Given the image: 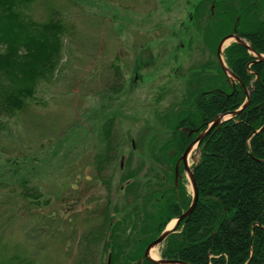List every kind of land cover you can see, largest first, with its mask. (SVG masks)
<instances>
[{
  "label": "rangeland",
  "instance_id": "374dc122",
  "mask_svg": "<svg viewBox=\"0 0 264 264\" xmlns=\"http://www.w3.org/2000/svg\"><path fill=\"white\" fill-rule=\"evenodd\" d=\"M198 2L35 0L30 6L38 23L51 13L58 15L63 48L53 76L37 85L21 112L0 125V264L11 257L25 264H75L80 236L100 222L109 192L114 194L110 208L121 205L114 173L130 152L131 140L148 127V135H157L156 144L162 142L167 132L160 119L180 101L187 74L202 65V71H214L208 44L187 40V14ZM191 36L196 40L201 31L191 29ZM121 66L122 89L112 92ZM108 118L116 122L121 157L102 177L113 173L116 189L101 184L91 164L101 148L100 127ZM197 159L194 150L188 165ZM185 183L183 197L188 200L192 189L187 173ZM152 190L148 201L157 196ZM162 250L163 245L154 248L156 258ZM105 258L99 246L92 264H104Z\"/></svg>",
  "mask_w": 264,
  "mask_h": 264
},
{
  "label": "trees",
  "instance_id": "16d2710c",
  "mask_svg": "<svg viewBox=\"0 0 264 264\" xmlns=\"http://www.w3.org/2000/svg\"><path fill=\"white\" fill-rule=\"evenodd\" d=\"M34 1L0 0V125L3 119L23 110L26 102L34 98L37 85L52 77L60 62L64 38L61 19L51 13L43 23L34 21L29 13ZM233 1H228L225 6L226 21L221 24V32L229 31V25L236 24L242 33L248 34L246 42L253 50L264 55V25L255 18V4L242 10V14L235 9L236 1ZM219 10L216 8L215 15ZM206 22L196 23L198 30L201 31L202 26L208 27ZM219 34L214 32L206 42L210 51L215 52ZM224 60L243 86L238 83L232 86L221 71L213 76L202 71L204 65L200 70L194 68L193 73L187 75L180 101L171 104L160 119L165 130H173L174 135L157 145L153 138L149 139L147 127L133 139L137 147L153 141L148 159L173 164L187 140V133L180 131L181 128L204 129L217 115L233 112L245 102L244 87L250 93L243 111L215 126L200 144L192 171L197 187L196 205L184 219L182 229L164 241L162 259L188 264H264V130L253 134L264 125V62L253 63V57L235 43L224 51ZM114 74L110 90L119 93L123 85L122 71L118 68ZM117 136L115 120L106 119L99 132L101 148L91 162L94 177L110 189H116L112 184L113 173L106 178L102 175L121 157ZM172 140L173 146L169 144ZM133 155L130 149L124 159V169L117 177L119 188L125 186L127 194L136 196L132 186L137 185L140 177L139 169L131 166L135 161ZM139 155L140 162L137 163H143ZM153 173L150 170L146 177ZM159 173L161 178L163 173ZM24 194L33 199L40 197ZM173 198L174 193L170 192L167 202L141 203V250L126 255L117 240L112 248L110 246L111 227L112 234L120 238L126 216L123 215L124 202L110 208L109 192L107 205L99 211L100 222L80 236L75 264H92L99 246L106 255L104 264H120V258L135 260L140 254L142 258L145 247L191 201V198L183 197L175 206ZM131 204L127 200V206ZM111 220L114 221L112 226ZM1 264L25 262L19 257H11ZM141 264L152 263L142 260Z\"/></svg>",
  "mask_w": 264,
  "mask_h": 264
},
{
  "label": "flooded vegetation",
  "instance_id": "af4514ba",
  "mask_svg": "<svg viewBox=\"0 0 264 264\" xmlns=\"http://www.w3.org/2000/svg\"><path fill=\"white\" fill-rule=\"evenodd\" d=\"M228 1H230V0H199V2L197 4L192 5L191 12L187 14V20H188L189 26H188V28H186V31L188 32L187 34L189 36V38L187 36V38H188L187 40H189L190 43L193 41H196V43H200L201 47H203L207 41H210L209 38L212 37L214 32L220 33L219 34L220 37L217 36V37H219V39H218L219 41L216 44L215 52H213L212 50L209 51L210 52V58H212V56L214 54L213 70L217 73L219 71L223 72L221 67H220L218 57H217V46H218V43L221 41V39H223L227 35H232L236 38L243 39V40L247 41L245 36L248 35L246 33H242L239 30V28L236 27V24L229 25V28L231 27L229 31H226L224 33L221 32V30H222L221 24L224 21H226L225 15H226L227 9L225 6L229 3ZM235 1H236V3H234V4H236L235 9L240 10L242 14L244 13V12H242V10L244 11V10H246V8L250 7L249 5L255 4V7H256L255 14H254L255 18L258 19L259 21H261V23H262L261 26L264 25V0H234L233 2H235ZM218 7L220 8V10L215 15L216 8H218ZM206 17L208 18L207 20H206ZM200 20L208 21V23L206 22L208 27L202 26L201 36L196 40H192L191 29L198 32V25L196 23H198ZM222 34H223V36H221ZM213 39L215 40V36ZM197 41H199V42H197ZM211 42H212V40H211ZM186 46H187L186 48H188V43ZM183 47H184L183 44H182V46L180 45V48H183ZM195 49H197V47ZM223 56H224V53H223ZM120 70L122 71V74H124V71L122 70V66L120 67ZM177 71L178 70H175L174 75H177ZM214 71H209L206 73L214 76V75H216V73ZM191 73H193V72H191ZM191 73H189L187 75H190ZM228 82L232 85V83L230 81H228ZM160 124L162 125V128L165 130L166 128L163 125V122H161ZM203 130L204 129L200 130L199 127H192L190 129H187V128H181L180 129V131L187 133L186 134L187 140H186V143L184 145L182 152L180 153V155L176 159L175 163H173V164H165V162L157 163V162H154V161L148 159L149 158V152H151V148L147 144L145 147L144 146L143 147H137L136 142L134 140H131V148L130 149L132 150V152L134 154L138 155V159H140L139 154H141V161L144 160V162L143 163H137V162L132 161V164L136 163L134 165V167L139 169L138 175L140 177L137 181V185L132 186L137 192L136 196L133 193L127 194V191L125 190V186H121L118 190L120 192V194H118L117 196H122L121 199H122V202H124V206H125L124 215L126 216V220L123 221V227H122L123 231H120V233H121L120 238L118 236H115L114 234H112L113 228L111 227V231H110L111 232V234H110L111 235V240H110L111 248L113 247L115 240H117L118 244L122 245L123 251L126 253V255H129L128 253L131 251L135 252V251L141 250V203L144 202L145 204L150 205L152 203L162 202V200L164 202H167V197H168V194L170 192L174 193L173 199L175 200V202H174L175 206L177 205V203L182 202L183 193H184L183 188L187 184V183L183 184V182L185 181V173L188 174L189 171H192L193 165H194V164H192L190 166L188 165V158H189L190 154L193 153L194 150H199L200 144L203 142L204 139L201 142H198L197 137L200 135L201 132H203ZM165 131L167 133L164 136V138L162 139V141H164L166 138L174 135L173 130H171V131L165 130ZM143 132H145V129ZM151 134H157V132H152ZM159 136L160 135L158 134V137ZM151 138H153V141L156 142L157 135H152V136L149 135V139H151ZM173 141L174 140H172L169 143L171 146H173V144H174ZM189 146L191 147L190 148L191 150L189 152V155H187L186 161L184 163L183 160L181 159V157L184 154L185 150ZM141 151H142V153H141ZM198 153H199V151H198ZM157 155H158V153H157ZM119 163H120V167L115 172V174H117V175H118V172L120 174L121 171L124 169V158H123V156L120 158ZM132 164H131V166H132ZM150 170H153L154 173L151 175V177L147 178L146 177L147 172H149ZM158 171L159 172L161 171L163 173L161 178H159L160 173ZM127 183H128V181H126V183H125L126 186H127ZM152 188H153V190L150 191V194L154 193L157 196L154 197L153 200L148 201V191L151 190ZM110 195H111L110 199L113 201L114 194L112 192H110ZM127 200L133 204L127 206ZM187 208L185 210H181L180 215L183 214L187 210ZM183 222H184V220H182L179 223V225H178V227L174 233H176L177 231H180L182 229L183 224H184ZM113 223H114V221L111 220L110 226H112ZM120 241H121V243H119ZM146 247H145V249H146ZM145 249H144V251H145ZM144 251H143V253H144ZM143 255H142V257H143ZM129 259L130 258H120L119 263L120 264H126V263L141 264V262H142L141 254H140V257L135 259V260L129 261Z\"/></svg>",
  "mask_w": 264,
  "mask_h": 264
},
{
  "label": "water",
  "instance_id": "95a60500",
  "mask_svg": "<svg viewBox=\"0 0 264 264\" xmlns=\"http://www.w3.org/2000/svg\"><path fill=\"white\" fill-rule=\"evenodd\" d=\"M234 39L235 42H237L239 45L244 46L249 52L253 53L255 58H256V62H264V56L263 55H259L256 54L251 48H249L242 40H240L239 38L233 37V36H228L224 39L221 40L218 49H217V54H218V58L221 64V68L223 70V72L230 78H233L235 80H238L222 63L221 58H220V53H221V47L223 45V43L225 42V39ZM248 103V98H246L245 104H243L239 109L233 111V112H229V113H225V114H221L218 115L210 124H208V127L206 128V130H204L202 133H200V135L197 137V141L201 142L203 140V138L209 133V131L214 128L215 126L221 124L223 121H227L229 119H233L235 116L239 115L242 110L247 106ZM264 130V125L259 129L256 130L253 134H259L261 132H263ZM191 147L189 146L184 154L182 155L181 159L183 160V162L185 163L187 155L190 152ZM188 179L190 181V186L192 189V200H191V204L189 206V208L183 213L181 214L177 219H175L172 223H170L161 233L160 235L156 238V240H154L153 242H151L147 248L144 251V258L149 261L152 264H187L184 262H180V261H170V260H162V259H153L151 258V256L149 255L150 251L155 248L156 246H158L159 244H161L165 238L170 235L171 233H173L179 223L184 219L190 216L191 212L193 211L195 205H196V201H197V187H196V183L195 180L193 178L192 172L189 171L188 173ZM264 231V227L262 228Z\"/></svg>",
  "mask_w": 264,
  "mask_h": 264
},
{
  "label": "bare ground",
  "instance_id": "6f19581e",
  "mask_svg": "<svg viewBox=\"0 0 264 264\" xmlns=\"http://www.w3.org/2000/svg\"><path fill=\"white\" fill-rule=\"evenodd\" d=\"M150 255H151V257L154 258V259L157 257V255L155 254L154 250H152V251L150 252Z\"/></svg>",
  "mask_w": 264,
  "mask_h": 264
}]
</instances>
